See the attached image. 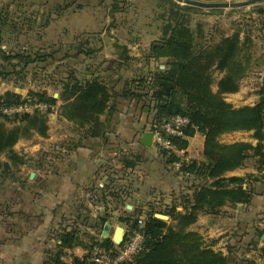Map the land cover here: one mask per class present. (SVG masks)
Here are the masks:
<instances>
[{
    "label": "trees",
    "instance_id": "trees-1",
    "mask_svg": "<svg viewBox=\"0 0 264 264\" xmlns=\"http://www.w3.org/2000/svg\"><path fill=\"white\" fill-rule=\"evenodd\" d=\"M164 1L167 12L163 14L166 20L162 25L161 35L150 43L145 54L147 63L150 60H162L164 68L157 66L138 76L124 78L123 86L118 90L120 77L113 78L112 75L122 66L127 67L130 60L135 58L129 55L126 47H122L116 64H110V67L102 70L109 73L107 75L86 71L88 76L83 74L80 77L78 73L82 72L77 69L67 70V75L57 81L58 98L45 88L30 89L25 96L13 91L0 95V154L4 153L13 165L23 161L22 157L13 151V146L19 139L28 138L33 133L47 136L51 106L55 105L58 99L63 102L59 114L76 123L92 137H105L111 122L110 115L116 110L118 98L141 104L142 108H154L152 118L157 120L175 114L187 116L189 124L184 129V138H173L179 147L186 148L188 138L196 132L204 135V160H190L173 173L177 177L181 176V182L189 192L180 190L160 210L152 204H146L145 208L127 210L122 198L125 188L113 183L111 175L106 173L107 180L102 182L103 187L90 197L92 204L103 207L102 211H98L96 221L90 220L87 207L80 206L87 212L79 215L75 222L71 223L70 229L60 226L50 232L56 246L46 249L44 264H93L89 254L82 258L75 257L70 263L62 260L64 249L78 245L99 247L114 253L120 245H115L110 238L97 239L95 234L81 232L78 224L99 231L111 217V211L119 210L118 205H123V214L118 216V219L128 230H139L143 236L142 245L132 260L119 264H264V246L261 248L260 262L249 258L235 259L229 253L223 254L215 250L213 243L207 244L202 235L188 229L197 221L200 213L215 217L220 215L224 206H247L251 204L254 195H264V192H258L256 189V184L264 185V95H261L254 105L238 108L227 103L222 95L236 92L240 79L246 74L249 54L245 43L248 39L242 40L239 32L234 31L208 44L203 41L202 36L196 35L192 30L185 15H178L179 10L193 9L194 6H179L173 0ZM8 5L0 6V40L6 31L17 35L22 33V30L18 29L20 26L11 19ZM25 23L31 25V20L24 19L20 25L24 26ZM86 42L75 41L71 45L77 51L75 56L83 54L90 57L95 53L94 49L85 46ZM0 53L7 58L16 57L24 65L52 57L54 51L47 53L42 47L23 46L13 50L0 49ZM212 69L223 73L217 82V91L211 89ZM34 103H42L48 107L46 110L35 108L32 112H16L12 117L3 113L4 108ZM105 112L107 118L103 122L100 115ZM233 130H252L256 143H219L220 134ZM158 154L165 167H172L177 160L173 154L164 150L158 151ZM249 157H256L257 174L226 175L227 172L243 166ZM140 159L139 152H125L121 162L124 168H133ZM0 166V179L15 178V173L10 170L8 163H1ZM184 175H189V178ZM112 201L116 204L109 212V204ZM2 208H8V205ZM157 212L168 215L169 220L155 217ZM142 216L144 221L140 225L138 220ZM263 234L264 228L260 231V237ZM83 237L87 238L89 244L83 241Z\"/></svg>",
    "mask_w": 264,
    "mask_h": 264
},
{
    "label": "rangeland",
    "instance_id": "rangeland-1",
    "mask_svg": "<svg viewBox=\"0 0 264 264\" xmlns=\"http://www.w3.org/2000/svg\"><path fill=\"white\" fill-rule=\"evenodd\" d=\"M173 1L177 2L179 6H194L193 9L179 10L178 15H185L192 30L196 35L202 36L203 41L208 44L214 43L222 36L230 35L234 31L239 32L242 40L248 39L245 43L249 54V66L246 74L240 79L236 92H227L222 95L223 99L234 108L254 105L260 96L264 95V0L238 6L213 7ZM200 1L239 2L244 0ZM4 4H9L11 19L20 26L17 28L22 30V33L17 35L6 31L0 40V49L13 50L23 46L42 47L44 52L54 51V53H52V57L24 65L16 57L7 58L0 53L1 95L14 88L23 90L20 93L23 96L30 89L41 90L46 87L49 89L47 92L56 93L59 89L57 81L67 75V70L74 68L82 72H77L80 77L83 74L88 76L86 71L107 75L109 73L100 71L110 67V64H116L122 47H126L129 55L135 58L130 60L127 67L122 66L112 75L113 78L120 77L117 85L118 90H121L124 78L138 76L157 66L164 68L162 60L156 62L150 60L149 64L145 58L150 43L159 38L162 25L166 20V17H163V14L167 12L164 0H0V6ZM24 19L31 20V25L25 23L24 26H21L20 23ZM89 21L92 24L88 30L82 31L83 33L74 25L78 22L87 24ZM101 34H104V40L100 39ZM75 41H87L85 46L94 49L95 53L90 57H85L83 54L75 56L77 51L71 46ZM64 54L66 55L63 56ZM222 75V72L212 69V91H217V82ZM32 110L28 109L27 111L32 112ZM117 110L109 128L114 132H124L125 135L126 132H130V126L134 127L132 124L135 121L146 122L144 126L135 123L136 130L149 128V122L155 113L154 108L149 106L142 108L141 104L125 101L124 98H118ZM252 133V130H233L220 134L218 141L221 144L234 142L255 144L256 140L252 137ZM202 140L203 134L199 132L188 138L187 151L192 160H204ZM255 160L256 157L247 158L244 165L237 168L240 170L235 175L257 174ZM166 168L168 169L165 174L166 181L174 180L173 173L177 170L170 166ZM262 171L264 172V161ZM110 173L113 183L123 184L124 174L122 175L120 170ZM185 176L189 178V175ZM246 181L249 182L248 179ZM184 182L186 181L184 180ZM256 189L258 192H264V185L256 184ZM2 190L0 185L1 200L4 196ZM5 192L8 194L7 190ZM261 196L264 197V195ZM115 204L114 201L109 204V212L115 207ZM238 205L241 206L238 212L239 216L237 218L222 216L225 223L222 224L221 229L214 233L210 231L207 234L208 243H213L212 247L215 250L221 251L223 254L229 253L235 259L249 258L260 262L262 259L261 248L264 246V236L260 237V231L264 228V206L256 216H251L248 205L244 207L242 204ZM3 206L4 202L0 201V209H3ZM118 208V211H111L112 215L108 219L113 228L115 226L125 227L124 223L118 219V216L123 214V205H118ZM231 208L233 214L237 213L236 207ZM255 222L259 223H257L259 228L253 231ZM101 230L102 228L95 233L97 239H101ZM117 249L118 247L114 253L110 250L111 258L117 256Z\"/></svg>",
    "mask_w": 264,
    "mask_h": 264
},
{
    "label": "crops",
    "instance_id": "crops-1",
    "mask_svg": "<svg viewBox=\"0 0 264 264\" xmlns=\"http://www.w3.org/2000/svg\"><path fill=\"white\" fill-rule=\"evenodd\" d=\"M91 24L89 21L87 24L78 22L74 25L83 33L82 31L88 30ZM99 37L104 40L105 36L101 34ZM102 70L101 72H105ZM45 89L49 90L47 87ZM11 91L20 94L23 90L14 88ZM56 93L55 98H58L59 91ZM62 103V100L58 99L56 104L51 106L46 137L33 133L28 138L19 139L13 146V151L23 159L21 163L13 165L4 153L0 154V164L8 163L10 170L15 173V178L0 179L4 194L3 200L0 201L4 202V206L8 205V208L0 209V264H44L46 249L56 246V241L50 236L51 231L60 226L70 229L71 223L87 210L90 220L95 222L98 211H102L103 207L92 204L90 197L101 188L99 183L107 180L106 173L120 170V173L124 174L122 185L125 190L122 198L127 210L145 208L146 204H152L160 210L164 204L171 201L173 195L185 189L181 176L174 175V180L166 181L165 174L168 169L160 160L152 142L150 146L141 143L143 133L149 131V128L136 130L135 123L144 126L146 122L135 121L132 124L134 127L130 126V132H126V135L124 132H114L108 128L104 138L92 137L76 123L59 114ZM117 106L118 102L116 110L110 115L111 120L118 111ZM106 118V112L100 115L101 121L105 122ZM203 142L204 135L202 148ZM125 152L140 153L141 159L135 167L124 168L121 157ZM187 155L189 157L188 151ZM239 170L230 171L228 175H235ZM31 172H34L32 178ZM185 192L189 191L185 189ZM82 205L87 207V210L80 208ZM127 205L131 208H127ZM238 206L235 214L231 207L224 206L220 215L215 218L200 213L197 221L188 229L198 232L208 244L207 234L222 228L225 223L222 216L237 218L240 211ZM262 206L264 197L254 195L248 205L251 216H256ZM257 223H254L253 231L259 228ZM78 226L81 232H96L93 227L82 224ZM263 236L264 234L261 238ZM83 241L89 244L87 238L83 237ZM91 250L92 247L80 245L66 248L62 260L70 263L75 257L90 255ZM131 260L132 258L124 261Z\"/></svg>",
    "mask_w": 264,
    "mask_h": 264
},
{
    "label": "built area",
    "instance_id": "built-area-1",
    "mask_svg": "<svg viewBox=\"0 0 264 264\" xmlns=\"http://www.w3.org/2000/svg\"><path fill=\"white\" fill-rule=\"evenodd\" d=\"M39 109L46 110L47 105L42 103H34L30 105H22L12 108H4L3 113L11 116L22 110ZM189 124V118L181 114L171 115L165 119L157 120L152 118L149 122V131L152 133L151 142L157 151L164 150L169 154H173L177 160L172 164V168L179 170L183 163L189 162L191 159L187 155V147H179L173 138H184V129ZM103 187V183H99ZM144 216L138 223L143 224ZM143 236L139 230H125L123 242L118 246L117 256L111 258V251L99 247H93L90 252V260L93 264H119L121 261L131 259L142 245Z\"/></svg>",
    "mask_w": 264,
    "mask_h": 264
},
{
    "label": "water",
    "instance_id": "water-1",
    "mask_svg": "<svg viewBox=\"0 0 264 264\" xmlns=\"http://www.w3.org/2000/svg\"><path fill=\"white\" fill-rule=\"evenodd\" d=\"M182 1L187 4H194V5H200V6H207V7H213V6H228V5H245L250 2H256V1H261V0H244V1H239V2H204L200 0H178ZM164 67V66H163ZM54 97H57V93H54ZM151 139H152V133L150 131H145L142 136L141 143L145 146H150L151 145ZM34 176V172L30 173V178ZM240 205L238 206V209H240ZM127 208H131L130 205H127ZM155 217L167 220L168 216L161 214V213H155ZM113 230V232H112ZM112 232V233H111ZM125 236V229L122 226H115L113 228L111 222L106 221L103 225L102 231H101V237L102 238H110L111 241L115 245H120L123 242Z\"/></svg>",
    "mask_w": 264,
    "mask_h": 264
}]
</instances>
